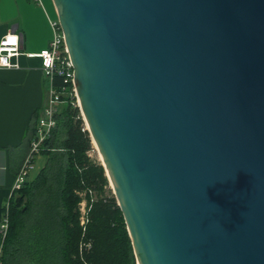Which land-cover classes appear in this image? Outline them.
Here are the masks:
<instances>
[{
    "label": "water",
    "instance_id": "95a60500",
    "mask_svg": "<svg viewBox=\"0 0 264 264\" xmlns=\"http://www.w3.org/2000/svg\"><path fill=\"white\" fill-rule=\"evenodd\" d=\"M138 264H264V0H52Z\"/></svg>",
    "mask_w": 264,
    "mask_h": 264
},
{
    "label": "trees",
    "instance_id": "16d2710c",
    "mask_svg": "<svg viewBox=\"0 0 264 264\" xmlns=\"http://www.w3.org/2000/svg\"><path fill=\"white\" fill-rule=\"evenodd\" d=\"M52 84L56 89L66 85L59 76L53 77ZM79 113L78 107L64 104L43 144L42 153L52 163L12 192L5 208L7 233L4 238L0 234L2 264L11 261L14 251L19 261L37 252L43 257L55 253V261L38 264H133L122 213L115 197L104 194L108 179L103 166L88 155L91 139ZM33 132L32 128L31 137ZM85 189L95 191L97 198L91 203L88 227L82 231L74 209L81 201L77 193ZM81 241L89 242L90 248H81Z\"/></svg>",
    "mask_w": 264,
    "mask_h": 264
},
{
    "label": "crops",
    "instance_id": "0c3cea01",
    "mask_svg": "<svg viewBox=\"0 0 264 264\" xmlns=\"http://www.w3.org/2000/svg\"><path fill=\"white\" fill-rule=\"evenodd\" d=\"M49 19H57L52 0H0V39L17 34L21 52L16 58L18 67H0V221L28 153L34 121L48 100L50 83L42 72L41 60L27 54L49 45ZM47 157L42 152L36 157L37 168L28 182L49 164ZM14 252L5 264H25L14 258Z\"/></svg>",
    "mask_w": 264,
    "mask_h": 264
},
{
    "label": "built area",
    "instance_id": "2783aa9c",
    "mask_svg": "<svg viewBox=\"0 0 264 264\" xmlns=\"http://www.w3.org/2000/svg\"><path fill=\"white\" fill-rule=\"evenodd\" d=\"M49 23L52 29V38L47 48L38 53L27 54L28 57H39L41 60L42 72L50 83L48 100L46 106L34 121V132L31 137L29 150L23 160L19 172L16 174L12 192L22 188L30 173L35 169L36 157L42 152V150L46 149L43 147V144L45 140L49 138L51 131L56 125L55 115L60 112L59 105L70 103L72 106L78 107L79 109L78 97L74 85L73 64L68 55L61 26L58 19H49ZM20 54V41L18 35L10 33L5 34L0 39V67H18L16 58ZM54 76L62 77L63 82L66 85L60 89H56L52 84ZM88 221V214L86 219L82 216L79 220L82 231H85ZM7 229L8 215L7 212H5L0 221V234L2 238L5 237ZM81 242V248H90L89 242ZM1 257L2 245H0V264H2ZM133 264L138 263L135 260V263Z\"/></svg>",
    "mask_w": 264,
    "mask_h": 264
},
{
    "label": "rangeland",
    "instance_id": "374dc122",
    "mask_svg": "<svg viewBox=\"0 0 264 264\" xmlns=\"http://www.w3.org/2000/svg\"><path fill=\"white\" fill-rule=\"evenodd\" d=\"M63 107H64V104H60L59 105V111H61V109H63ZM79 114H80V117L82 119L81 112ZM82 122H83L84 129H86V124H85V122H84L83 119H82ZM91 144H92V148H91V150L88 151V155L90 156L91 159L96 160V161H98L101 164L98 151H97L94 143L92 142V140H91ZM40 160L41 159H38V164H39V161ZM46 160H48V159H46ZM50 163H52V161ZM35 168H37L36 163H35ZM77 194L81 198V201L77 203L76 208L74 209V211L77 213V219H78V222H79V220L81 219L82 216L84 217V219H86L87 214H88V216L90 218L89 211H90V208H91V203H92V201L96 200L97 194L95 193V191H88L87 189H85L84 191L79 192ZM104 194H106L108 196H111V195L114 196L113 190L111 188V185H110L109 181H108L107 187L105 188ZM39 209H43V208H39ZM89 222H90V219H89V221L87 222L86 225H88ZM79 226H80V224H79ZM86 227H88V226H86ZM38 250L43 251V248H39ZM56 259L57 258L55 256V253L54 252H52V254L50 255V257H49V255L47 253L43 257L42 254H39L37 252V254H29V255L23 256L21 258V262H24V263H29L30 262V263H33V264H38V262H45V263H47V262L55 261ZM133 263H135V257H134V262Z\"/></svg>",
    "mask_w": 264,
    "mask_h": 264
}]
</instances>
